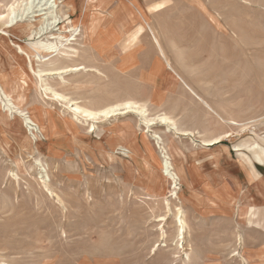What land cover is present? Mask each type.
Instances as JSON below:
<instances>
[{"label":"rangeland","instance_id":"374dc122","mask_svg":"<svg viewBox=\"0 0 264 264\" xmlns=\"http://www.w3.org/2000/svg\"><path fill=\"white\" fill-rule=\"evenodd\" d=\"M18 1L0 0V15ZM38 1L24 16L23 4L14 5L15 28L0 20V98L2 85L14 100L21 95L25 116L42 127L19 118L14 128L17 114L0 109V264H264L261 200L224 187L240 162L251 179L260 177L253 149L264 150V0H192L203 15L194 10L185 25L150 21L170 0L146 7L143 0H58L56 18L41 25ZM142 18L172 44L174 34L194 35L189 76L198 86L215 78L205 91L233 123L196 105L191 117L189 93ZM71 20L78 21L75 40L60 57L31 58L32 67L85 68L45 75L47 86L90 110L130 100L147 118L164 113L194 133L147 127L140 114L123 110L86 119L71 103L47 97L18 46L32 55L29 45L49 32L72 33ZM41 26V34L31 33ZM213 131L226 136L204 146L216 137L204 132ZM165 156L179 177L175 188L160 168ZM177 216L185 221L180 240Z\"/></svg>","mask_w":264,"mask_h":264},{"label":"bare ground","instance_id":"6f19581e","mask_svg":"<svg viewBox=\"0 0 264 264\" xmlns=\"http://www.w3.org/2000/svg\"><path fill=\"white\" fill-rule=\"evenodd\" d=\"M20 1V2H19ZM17 3L15 2V4H20L22 3L24 7H20V9H18L21 13V16L26 12L29 11L31 9V6H33V1L34 0H19ZM90 2H93L95 0H87ZM243 3H247V1L245 0H240ZM38 3L40 4L39 9L35 10V15L41 17L40 21H41V25H43V23L46 22V20H48L49 18L55 19L56 16L53 15V11L57 6L58 0H39ZM15 4H11L8 8V12H6L7 14L5 15H0V20H3L4 18H7L5 20L6 23V28H15V26H13L16 23V18L18 15H15ZM18 7V8H19ZM75 8L72 6L71 10L73 11ZM32 12V10L30 11ZM13 15V16H12ZM34 15V17H35ZM127 15V14H126ZM217 15V14H216ZM12 16V17H11ZM24 16V15H23ZM151 17V16H150ZM64 18V17H63ZM66 18V17H65ZM143 19V23L145 24V26L147 27V30L149 31L150 37L153 41V43L155 44V46L157 47L159 53L161 52V48L157 39L156 34L153 31V28H151L150 23L148 25L147 21L145 18ZM49 21V20H48ZM55 21V20H54ZM53 21V23H54ZM59 21V19H58ZM218 25L220 24L219 21L216 20V22ZM13 24V25H12ZM51 25V24H50ZM31 26V25H30ZM45 26V25H44ZM70 27L68 29V31H72V33H70L69 35H61V34H54V33H48L49 36L45 39V40H40V41H36V45H29L30 50L33 52L32 55H30L29 51H26L25 49H23L20 45L18 46L19 51L25 55V57L28 60L29 63V67H30V72L32 73L33 76H36L41 82H43L41 84L42 86V90L44 91V93L47 95V97H51V100H58V101H66V104L71 103V100L68 99L67 97L64 96L63 94L54 91L49 85L47 86V84L44 82L43 77L45 75H50V74H58L61 75L63 72H67V71H76V70H80L85 68L84 66H80L79 64H75V65H71V66H63L60 68H56V69H51L49 68L48 70H44V69H34L32 67V59L33 58L35 61H47L50 60L51 57L53 56H59L61 55L62 51L61 49L66 46L67 42H70L71 40H75L74 36L78 35V21L77 24L75 25L73 23V20L70 21ZM31 28V27H30ZM61 27H59L60 29ZM94 25H93V30H94ZM44 29L43 26H41L38 31H32L31 33L35 32L37 34H39L40 32H42ZM29 27H27L26 30L24 31H28ZM5 31V30H4ZM31 31V30H30ZM58 31V30H57ZM29 32V31H28ZM85 32V31H84ZM8 34V33H7ZM41 34V33H40ZM17 35V34H16ZM38 36V35H37ZM70 36H73L70 38ZM15 37V36H14ZM38 38V37H37ZM71 43V42H70ZM161 55V53H160ZM166 67L169 69V71L171 72L170 74L176 79V74L174 73V71H172L169 68V65L167 63V61L165 60V58L163 56H161ZM61 78V77H60ZM63 79V78H62ZM185 88L187 89V91L189 93H191L196 99H198L199 101H201V99L197 96V94L195 95V93L186 85H184ZM1 94L4 96L5 98V102L2 100V98H0V109L2 108L3 110H5L6 112L9 113V115H11L13 112L15 114H17L16 116H14L13 118L16 120L15 122L12 123V125L14 126V128L19 127L20 125V121L19 118H22V123L30 125V126H36L39 124L37 123V121L35 119H33L31 116H25V112L22 108V100L23 97L21 95H19L18 99L16 98L15 100L11 97V94L5 89V87L2 85L1 88ZM50 95V96H49ZM203 102V101H202ZM204 103V102H203ZM72 108L71 111L77 115H81L86 117V119H95L99 116H110L116 112H118V110H123V112H137L138 114H140L144 120V122H146V126L149 127L152 124H161V125H165L167 127L168 130H174L175 132H178L182 135H188V134H192V131L186 130V129H178L176 126V123L173 119L170 118V116H168L167 114H160L157 115L156 117H146V109L143 106H137L133 101L130 100H126V101H121L119 103L116 104H111V105H106L100 109H95V110H90V109H86V108H82L78 105H76V103H71ZM210 111H212L209 108ZM44 111H46V109H44ZM230 123H233L232 121H228ZM26 126V125H25ZM40 129H42L41 126H39ZM34 135V133H32ZM226 135H220V136H216L210 139H203L202 140V144L205 146H211L214 145L216 143H219L223 140V138H225ZM158 139H160V137H157ZM173 149H176V145L173 142L172 145ZM160 168L162 171V174L164 176H166L167 178H169L171 180V182L174 184V188L177 185V180H179L178 174L176 172L171 171L172 166L171 163L168 161V158L165 156L164 160L162 161V163L160 164ZM182 174V173H181ZM185 175V174H184ZM173 188V190H174ZM176 194V192L174 193ZM177 213H180L179 211ZM177 215V214H176ZM175 216V215H174ZM177 222L178 223V229L176 234L178 239H182L183 238V233H184V227H185V221L182 219L181 216H177ZM175 221V220H174ZM181 246V245H180Z\"/></svg>","mask_w":264,"mask_h":264},{"label":"crops","instance_id":"0c3cea01","mask_svg":"<svg viewBox=\"0 0 264 264\" xmlns=\"http://www.w3.org/2000/svg\"><path fill=\"white\" fill-rule=\"evenodd\" d=\"M96 1L97 0H95L94 3ZM159 1L161 0H143L144 7H146L148 4L156 3ZM204 5L208 7V3ZM164 10L165 11L151 14L150 21L152 23H157L158 21L166 22V20H171L175 22L173 24L181 23V25H183L184 23L187 24V20H188L187 17L189 14H193L194 10H198L199 14L201 16L203 15L200 7L194 4L192 0H170V2H168L164 6ZM126 14L127 16H131L129 12ZM174 36L175 37L173 39V44H172V42L169 40V37L163 36L158 33V42H160L159 45L161 46L160 48H162L160 52L161 55L160 53L159 55L165 58V60L169 65V68L172 71H174V73L176 74V80L182 83V84L179 83L178 85L181 86L186 85L190 89L192 88L191 90L195 93V95L197 94V96L201 99V101H199L187 91L189 95H191L189 96L187 94V98H186L189 99V103H190V106L187 105V112L191 114L192 115L191 117L193 118L195 111L194 105H196V107H198L199 112L201 111L202 113H204V115L205 113L209 115V113L211 112L218 120H221L223 122L229 121L230 119H226L227 116L224 112L225 107L221 106L222 104L218 103V101L213 96H211L205 91L207 89H210V87L212 86L213 87L216 86L215 83L217 82L213 80L215 78L212 79L206 76V79H202L204 82V86H198L194 81L191 80V76H189L190 74L187 70H189V68L192 67L193 64L196 62V61H189L187 57L189 53L192 54L194 52L193 45L189 43V40L190 41L193 40L194 35L174 34ZM184 41H186L187 43H184ZM198 56L200 58L206 57L204 52H201ZM169 62L173 67L170 65ZM222 87L224 89L227 88V84H225ZM209 108L212 111H210ZM207 117L209 119V116ZM170 118L173 119L172 117ZM193 133L194 132L192 131V134ZM204 136L213 137L220 135L219 133H215L213 131L210 132V134L204 132ZM255 150L256 149H253V156L255 158V161L258 162V164L255 163L253 165L259 171L260 177L251 179L250 176L247 174L248 173L247 168L240 162L239 164L237 163L238 166L236 164L234 166L236 170L238 169L237 171L234 170L233 173L226 174L230 181H225L226 183L224 184V187L231 190V192L234 193V196H250V198L252 199L255 198L256 200L257 199L261 200V202L257 203L256 206L264 208V166L262 165V161L264 160V150L261 149L256 151Z\"/></svg>","mask_w":264,"mask_h":264}]
</instances>
